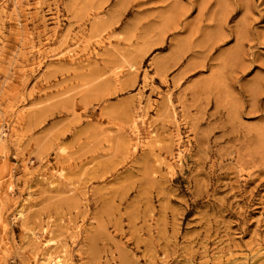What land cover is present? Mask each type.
Segmentation results:
<instances>
[{
	"label": "rangeland",
	"instance_id": "1",
	"mask_svg": "<svg viewBox=\"0 0 264 264\" xmlns=\"http://www.w3.org/2000/svg\"><path fill=\"white\" fill-rule=\"evenodd\" d=\"M0 264H264V0H0Z\"/></svg>",
	"mask_w": 264,
	"mask_h": 264
}]
</instances>
